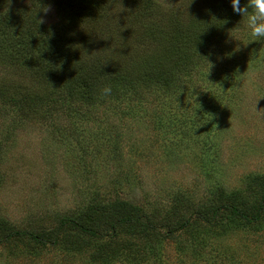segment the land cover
Returning a JSON list of instances; mask_svg holds the SVG:
<instances>
[{
  "label": "rangeland",
  "instance_id": "rangeland-1",
  "mask_svg": "<svg viewBox=\"0 0 264 264\" xmlns=\"http://www.w3.org/2000/svg\"><path fill=\"white\" fill-rule=\"evenodd\" d=\"M16 1L28 7L19 18L36 14L29 0H0V13ZM118 1L114 33L94 35L89 60L138 62L156 76L172 41L164 26L188 27L191 10L208 13L221 0H152L154 13L139 22L136 8ZM38 9H46L41 23L57 22L55 5ZM219 40L211 56L193 57L191 45H179L174 61L194 59L169 87L140 81L95 107L64 98L49 110L46 104L39 119L25 103L0 98V221L15 230H54L59 218L81 213L99 194L103 208L129 201L159 232L152 239L119 232L79 246L62 241L38 252L27 242L0 240V264H264V217L252 224L227 211L211 222L199 218L224 202L255 206L264 193V42L249 38L240 15ZM31 82L0 67V86L21 91ZM170 217L173 225L188 220L176 238L159 225H170Z\"/></svg>",
  "mask_w": 264,
  "mask_h": 264
},
{
  "label": "trees",
  "instance_id": "trees-1",
  "mask_svg": "<svg viewBox=\"0 0 264 264\" xmlns=\"http://www.w3.org/2000/svg\"><path fill=\"white\" fill-rule=\"evenodd\" d=\"M38 1L29 0V6L36 10V14L31 17L19 18V15L24 13L21 10L28 7H20L18 1L14 2L12 10L0 13V40L3 48L1 45L0 47L4 56L0 60V67L4 71L15 69L23 77L27 74L33 78L31 86L28 88L25 86L21 91L12 85H1L0 98L5 102L25 103L31 115L37 114L39 119L46 104L49 110L52 106L61 103L64 98L75 99L92 107L101 104L104 98L100 97V89L105 85H110L112 92H118L122 86H133L140 81L153 79L169 87V81L175 74H179L180 78L188 75L191 70L188 65L196 54L198 57L209 56V47L218 44L224 33L233 29V24L239 16L232 12L229 0H221L217 5L211 6L207 10L208 13L200 14L196 10H191L188 27H185L184 22L164 26L165 33L168 32L167 27H169L172 41L168 49L169 55L161 54V60L167 62L160 63V71L154 76L151 69L141 68L138 62L105 63L99 58L89 60L91 57L89 53L95 50L97 46L95 42L98 41L99 36L109 37L114 33L113 14L121 5L118 0ZM122 3L136 8L134 19L137 22L147 19L155 11V3L152 0H124ZM40 5H55L58 20L54 25L41 23L43 9L41 11L38 9ZM96 33L100 35L95 37ZM160 35L152 33L151 39L157 41ZM181 44L191 45L194 55L178 63L179 61L174 60L180 58ZM149 55L151 56V53ZM142 63L148 64L147 59ZM149 73L151 75H148ZM101 199L99 194L94 195L81 213L59 218L54 230H15L4 221H0L1 243L27 242L30 248L38 252L47 248H57L62 241L78 246L89 240L104 241L117 236L119 232H125L139 239L159 236V232L155 231L158 228L155 222L147 215L133 211L129 201L117 200L108 208H103L101 204H104H100ZM221 211H227L229 215L246 224L257 222L264 217V193L255 206L248 205L244 200H238L236 204L224 202L219 208L217 206L207 208L208 215L204 216L201 213L199 218L211 222L209 216L215 220L220 216ZM171 221L170 217V225L159 224L162 229L167 230V237L176 238L188 227V220L176 225Z\"/></svg>",
  "mask_w": 264,
  "mask_h": 264
},
{
  "label": "clouds",
  "instance_id": "clouds-1",
  "mask_svg": "<svg viewBox=\"0 0 264 264\" xmlns=\"http://www.w3.org/2000/svg\"><path fill=\"white\" fill-rule=\"evenodd\" d=\"M229 3L232 12L242 16L249 38L252 41L264 42V0H247L244 6H241L240 0H229ZM42 11H46V9ZM209 56H211V53ZM206 61L211 67L213 66L209 60ZM111 94L112 88L110 85H105L100 89L101 98L108 97Z\"/></svg>",
  "mask_w": 264,
  "mask_h": 264
}]
</instances>
